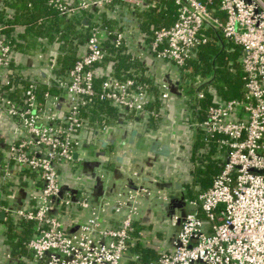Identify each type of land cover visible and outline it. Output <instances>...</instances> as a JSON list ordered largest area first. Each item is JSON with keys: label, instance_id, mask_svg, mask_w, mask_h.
<instances>
[{"label": "built area", "instance_id": "1", "mask_svg": "<svg viewBox=\"0 0 264 264\" xmlns=\"http://www.w3.org/2000/svg\"><path fill=\"white\" fill-rule=\"evenodd\" d=\"M173 1L178 5L177 18L170 26L153 30L146 43L150 53L189 71L183 68L186 59L198 44L209 40L208 28L217 30L239 47L244 95L208 106L203 119L191 122L204 134L203 140L212 143L211 156L219 171L206 188L195 182L191 185L193 196H186L184 214L168 237L135 225L143 197L151 195L149 190L140 187L123 199L103 198L94 203L81 188H66L59 175L61 165L73 162L74 153L80 158L90 148L86 141L90 125L80 108H86L91 97L146 119L160 117L147 107L154 95L146 84L108 76L98 91L94 86L99 77L97 64L107 54L108 37L114 46H125L142 59V52L131 47V36L138 31L132 10L158 9L160 0H47L64 16L106 10L118 18V29L92 26L83 53L65 76L57 72L58 50L46 44L39 54L42 65L37 71L27 69L30 81L20 102L10 97L6 86L15 75H24V70L16 65L19 53L4 39L5 26L0 23V116L11 123L10 128L0 129L6 138L0 169L12 183L20 169L38 181L29 202L17 207L8 204L2 212L33 224L34 234L26 246L36 262L128 264L122 255L139 244L155 257L142 259L134 253L130 258L134 264H264V0ZM38 73L47 88L60 92L45 91L38 98ZM204 80L197 77L196 98L203 96L199 88ZM169 96L170 89L163 82L157 97L165 107ZM59 99L65 105L63 111L56 108ZM207 151L206 147L199 152ZM192 164L199 166L197 154ZM110 204L119 216L106 222L102 208Z\"/></svg>", "mask_w": 264, "mask_h": 264}, {"label": "crops", "instance_id": "2", "mask_svg": "<svg viewBox=\"0 0 264 264\" xmlns=\"http://www.w3.org/2000/svg\"><path fill=\"white\" fill-rule=\"evenodd\" d=\"M41 47L37 45L32 52L17 55L15 63L23 68L25 77L28 68L37 71L42 65L43 59L39 55ZM131 47L134 51L142 52L140 68L136 74L148 81L153 93L159 96L162 83L168 85L170 89V96L167 99L168 107H165L159 100L152 107L160 113V117L153 118L154 120L150 117L146 119L140 115L128 113L122 108H118L116 115L112 118L105 116L104 118H107L108 121L104 119L103 123L102 120H89L91 122H89L90 131L86 141L90 148L81 153L80 158H74L72 163L60 166V180L69 190L81 188L89 195L91 201L98 203L103 198L123 199L130 191L140 187L149 190L147 187L149 182L157 183L171 179L170 181L174 182V185L180 183L182 186H175L182 190V200L180 199L175 205L177 207L184 205L185 210V198L188 196L191 185L195 182L194 177L197 169L192 162L198 130L191 126V122L199 121L197 110L189 101L184 83L180 81L181 72L186 71H182L172 62L152 55L139 31L131 36ZM113 67L112 62H104L101 66L100 64L97 66V73L105 78L112 77L114 75ZM38 75V87L42 88L44 87L43 76H40L39 73ZM195 98L194 90L192 99L195 100ZM57 105L59 108L61 107L60 111H63L65 105L63 106L61 100ZM10 127L11 123L0 116V129ZM133 130L137 131L139 135L136 137L134 145L130 146L128 136ZM99 136L105 140L102 147H99ZM153 140L167 144L170 149L169 155L149 153ZM3 145L4 140L0 135V157ZM121 150L127 153L122 161H116V156ZM98 151L102 153L97 154ZM15 174L16 179L12 183L0 169V212L8 204L15 207L26 204L29 202L27 197L30 192L38 188L35 175L26 169L16 170ZM149 192L151 193L150 190ZM10 193H14V197L8 198L7 195ZM157 194L159 196L157 199L142 203L135 225L137 228H150L158 237L163 233L168 237L176 228L169 225V220L158 223L157 218L162 216V205L160 204L163 200L161 196L166 195L167 198L169 196L167 192L160 189ZM9 216L3 213L2 219H0V264H13L14 260L10 248L4 243L3 224ZM101 216L103 221L109 222L115 220L119 213L115 211L114 205L110 204L103 206ZM63 221L67 226V218L63 217ZM134 253L136 252L131 249L123 261L129 263Z\"/></svg>", "mask_w": 264, "mask_h": 264}, {"label": "trees", "instance_id": "3", "mask_svg": "<svg viewBox=\"0 0 264 264\" xmlns=\"http://www.w3.org/2000/svg\"><path fill=\"white\" fill-rule=\"evenodd\" d=\"M177 7L178 5L173 0H160L158 9L150 7L144 10H132L134 22L137 24L145 44L151 40L154 29L174 23L177 18ZM0 23L5 26L2 29L4 39L17 53L27 54L32 52L37 45H43L41 51H44L46 44H53L58 50L57 72L65 76L69 68L83 53L91 27L99 25L112 31L118 29L119 20L116 16H109L106 10L99 9L85 10L72 16L60 15L56 9L48 5L47 0H0ZM206 32L210 37L209 40L196 46L194 54L186 59L183 67L189 68V71L181 72L180 76V81L184 83L185 91L189 95V101L197 110L199 120L204 118L208 106L228 99L241 98L244 95L239 47L233 41L224 38L217 30L208 28ZM110 40V37L106 40L107 54L100 62V66L104 62H112L113 77L133 78L136 82L146 84L147 88L152 91L148 81L136 74L140 68V60L136 59L125 46H114ZM181 70L183 71L182 68ZM212 74H214L213 80L199 88L203 92V96L193 100L192 93L196 88L197 77L204 79ZM104 79L103 76L95 78L96 91L101 88ZM29 81L22 74L15 75L13 83L6 86L10 97L20 102ZM45 91L57 94L59 90L56 87L47 88L45 84L44 87L37 86L35 89L38 98H41ZM152 94L154 100L148 104V108H152L159 102L153 91ZM117 109V107L94 96L91 97L86 108H80V114L88 122L102 120L103 123L104 119L108 121L107 118L114 117ZM105 116L107 118H104ZM203 138L204 134L198 131L194 157L197 154L200 164L196 169L195 183L206 188L210 185L212 177L219 171V166L211 156L212 143H207ZM2 139L6 138L2 136ZM206 147L207 154L199 152ZM192 196L193 193L189 189L188 197ZM27 201H30L29 197H27ZM3 225L4 243L10 248L14 259L13 264H41L34 260L32 252L26 246L28 239L34 234L33 224L10 215L4 220ZM131 249L138 253L142 259L155 257L152 250L141 247L139 244L134 245ZM128 264L134 263L130 261Z\"/></svg>", "mask_w": 264, "mask_h": 264}, {"label": "flooded vegetation", "instance_id": "4", "mask_svg": "<svg viewBox=\"0 0 264 264\" xmlns=\"http://www.w3.org/2000/svg\"><path fill=\"white\" fill-rule=\"evenodd\" d=\"M170 180L161 181L157 183L149 182L147 187L151 191V195L147 197H143V200L144 202H148L150 200L157 199L159 197L157 194L159 189L164 192H167L169 198H167L165 201L162 202V204H160L162 205L161 206L162 216L157 218V222L161 223L169 220L168 222L169 225L171 227H174L175 225H177L178 221L183 216L185 210H184V205L183 207H177L175 205L176 202L180 201L182 197V190H180L179 187H175L174 182H171Z\"/></svg>", "mask_w": 264, "mask_h": 264}, {"label": "water", "instance_id": "5", "mask_svg": "<svg viewBox=\"0 0 264 264\" xmlns=\"http://www.w3.org/2000/svg\"><path fill=\"white\" fill-rule=\"evenodd\" d=\"M214 78V74H212V76H210L207 80H205L201 85L207 84L209 82H211ZM59 106L57 105L56 108H58ZM139 135V133L135 130L132 131L131 135L128 136V144L130 146L134 145V141L136 139V137ZM99 139V147L104 146L105 144V140L102 139V136L98 137ZM170 152L169 146L165 143H160L157 140H153L152 144L149 148V153H154V154H159V155H163V156H168ZM102 153L101 151H98L97 154ZM126 151L121 150L120 153L116 156V161H122V159L124 158V156L126 155ZM77 157V154L74 153L73 154V159ZM134 161V160H132ZM175 186H179L182 187L180 183H176ZM3 216V212H0V219H2ZM127 256V254H123L122 255V259H124Z\"/></svg>", "mask_w": 264, "mask_h": 264}, {"label": "rangeland", "instance_id": "6", "mask_svg": "<svg viewBox=\"0 0 264 264\" xmlns=\"http://www.w3.org/2000/svg\"><path fill=\"white\" fill-rule=\"evenodd\" d=\"M194 179H195V177H194Z\"/></svg>", "mask_w": 264, "mask_h": 264}]
</instances>
